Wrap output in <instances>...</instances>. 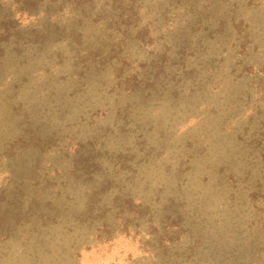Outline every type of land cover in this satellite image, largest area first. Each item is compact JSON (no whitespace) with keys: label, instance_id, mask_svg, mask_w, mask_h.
Segmentation results:
<instances>
[{"label":"rangeland","instance_id":"rangeland-1","mask_svg":"<svg viewBox=\"0 0 264 264\" xmlns=\"http://www.w3.org/2000/svg\"><path fill=\"white\" fill-rule=\"evenodd\" d=\"M3 31L0 264H264V0H0Z\"/></svg>","mask_w":264,"mask_h":264},{"label":"trees","instance_id":"trees-1","mask_svg":"<svg viewBox=\"0 0 264 264\" xmlns=\"http://www.w3.org/2000/svg\"><path fill=\"white\" fill-rule=\"evenodd\" d=\"M8 21H10V20H7L6 22H8ZM15 31H16L15 39L17 41L25 42L27 45H30L27 48L29 50L33 51L35 49H40L43 46V44L45 43V42H42L43 41L42 38H35V36L31 33L32 31L24 29L23 30L24 32H21L17 28L15 29ZM22 36H26L27 38H22ZM8 37L9 36H7L6 31H3L0 34V43H1L2 40L6 41V39H8ZM28 40L29 41L31 40L32 42H29ZM14 52H16L15 56L17 54H19V52H17V48L14 49ZM0 55H1V49H0ZM91 59L94 60L93 58H91ZM0 60H1V57H0ZM91 63L92 62L89 61L88 65H91ZM127 81L128 80H126V83H127ZM129 82L131 83V81H129ZM126 87H128V85H126ZM21 131H22V133L17 138H15L12 142H10L8 144L9 145L8 149H12L14 146H18V144L30 143L33 146V148L37 147L40 152H44L48 148V146L50 145V142L53 139V136L52 137L49 136L47 138L46 137L44 138V137H42V136H40L38 134H35L34 130H30L31 132H28L29 133L28 136L25 135V132L23 131V129ZM89 145H91V143L88 144V146ZM86 146H84V147H86ZM81 148L82 147L78 148L75 151V154H74L75 157L73 158V161H72L73 165L75 167H77L79 165H82V166H85L86 168L89 169V167L94 164V161L92 162L91 155L89 154L88 151H85L83 153V154H87L88 153V155L82 157L81 153L79 151ZM54 217L57 218L58 216H54ZM52 225H53V223H52Z\"/></svg>","mask_w":264,"mask_h":264}]
</instances>
